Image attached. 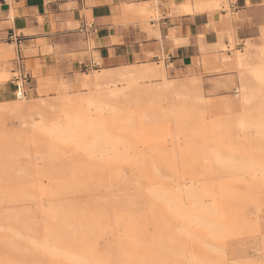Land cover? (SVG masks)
Wrapping results in <instances>:
<instances>
[{
  "label": "rangeland",
  "instance_id": "obj_1",
  "mask_svg": "<svg viewBox=\"0 0 264 264\" xmlns=\"http://www.w3.org/2000/svg\"><path fill=\"white\" fill-rule=\"evenodd\" d=\"M263 28L264 6L248 39L261 42ZM245 40L232 52L221 48L188 66L163 59L139 64L163 66L175 86L155 104L124 102L115 121L106 116V126L131 150L127 157L86 154L76 143L37 131L33 121L41 122L40 115L9 111L12 101L0 103V264H77L52 252L54 242L103 264H162L154 259L159 243L151 237L167 232L176 235L169 252L174 264H264V171L218 169L206 155L225 144L245 158L264 155V138L235 121L244 111L236 88L240 73L222 65L223 57L244 50ZM93 73H62L49 86L42 80L37 88L30 85L28 103L42 106L51 124L63 98L92 89ZM162 82L152 77L140 85L155 92ZM173 106L186 109L174 116ZM157 183L174 191L206 190L205 201L217 206L228 232L215 238L192 224L190 236L181 234L182 217L144 199ZM61 226L65 236L40 248L44 229Z\"/></svg>",
  "mask_w": 264,
  "mask_h": 264
},
{
  "label": "crops",
  "instance_id": "obj_2",
  "mask_svg": "<svg viewBox=\"0 0 264 264\" xmlns=\"http://www.w3.org/2000/svg\"><path fill=\"white\" fill-rule=\"evenodd\" d=\"M264 0H0V103L59 74L193 59L250 38ZM228 42V44H227Z\"/></svg>",
  "mask_w": 264,
  "mask_h": 264
},
{
  "label": "bare ground",
  "instance_id": "obj_3",
  "mask_svg": "<svg viewBox=\"0 0 264 264\" xmlns=\"http://www.w3.org/2000/svg\"><path fill=\"white\" fill-rule=\"evenodd\" d=\"M229 38L230 44L227 42L228 45H226L223 42H219L216 44L217 48H228V51H231L235 43L231 34H229ZM243 47L244 50H236V53L233 52L234 54L232 53L229 57H223L222 65L229 69H235L240 73L237 76L240 82L236 88L240 97L239 104L243 107L244 111L235 121L239 127L254 129L259 136L264 138V28L261 33V42H257L254 39L245 40ZM167 74V69L161 65L153 68L149 65L130 64L115 69L101 68L94 70L91 80L92 89L74 97L66 96L63 98L60 105L57 106L58 110L56 111L58 112L55 113L56 116L51 120V124H47L48 121L45 119V113L41 110L42 106L28 103L23 82L21 81L19 93L17 92V95L19 94L20 96L17 100L12 101L16 105L9 107L8 110H15L21 114L27 113L33 115L32 117L35 114L40 115L41 122L36 123L33 121L37 131L45 132L48 137L50 136L52 139L56 138L60 142L71 141L74 144L76 143L78 148H82L86 154L98 155L96 157H106L109 155L117 158L127 157L131 150L122 145L121 139L114 136L112 131L106 126V116H111L113 119V117L120 114V105L124 104V102L135 103L136 106L141 105L139 103L145 102L155 104L158 101L157 99L161 98V95L169 94L175 86V80L168 78ZM234 75L231 77L235 78ZM152 77L163 80L157 86L158 91L155 92L151 91L152 89L149 87H141L140 85L144 79ZM231 83H235V81ZM178 96L180 95L178 94ZM169 97L166 96L164 98L167 99ZM173 108L172 114L174 116L182 114L186 109L180 106H173ZM228 108L230 109L231 107ZM112 121H115V119ZM206 155L212 163H215L218 169L245 168L253 172L264 171V155L245 158L240 156L232 147L226 146V144L209 150L206 152ZM207 194V191L204 189L188 188L183 191H174L168 185L157 183L149 187V194L144 199L151 205L165 204L172 208L177 216L182 217L186 221V225L182 227L181 231L179 230L181 234L190 236V226L194 224L208 229L209 235L218 238L228 232L229 228L226 223L217 219L216 215L219 213L217 206L213 202L210 204L207 203L208 201H205ZM184 195L189 198V203L183 198ZM58 229L56 232L52 231L50 227L44 229L45 232L44 234L42 233L38 243L40 246L36 244L40 248L46 246L48 249L51 237L60 238L61 235L66 233L64 227L61 226ZM17 234L19 235V233ZM191 235H194V233ZM175 236L170 232L152 235L151 242L159 243V254L154 259H157L162 264H174L171 256H169V252L175 249L174 245L177 243ZM33 242L35 241L33 240ZM168 243L173 244L169 245L170 249L165 245ZM52 246V252L65 254L64 256H67L77 264H103L102 260L93 259L85 253H78L62 248L58 243L54 242ZM177 253L179 254V252ZM129 264L139 263L133 260Z\"/></svg>",
  "mask_w": 264,
  "mask_h": 264
},
{
  "label": "built area",
  "instance_id": "obj_4",
  "mask_svg": "<svg viewBox=\"0 0 264 264\" xmlns=\"http://www.w3.org/2000/svg\"><path fill=\"white\" fill-rule=\"evenodd\" d=\"M18 93H19V92H18ZM19 96H20V95L18 94V95H17V98H19Z\"/></svg>",
  "mask_w": 264,
  "mask_h": 264
}]
</instances>
